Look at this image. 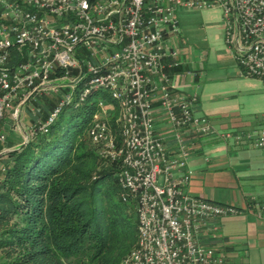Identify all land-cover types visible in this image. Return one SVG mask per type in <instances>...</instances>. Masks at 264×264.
Returning <instances> with one entry per match:
<instances>
[{"label": "built area", "instance_id": "2783aa9c", "mask_svg": "<svg viewBox=\"0 0 264 264\" xmlns=\"http://www.w3.org/2000/svg\"><path fill=\"white\" fill-rule=\"evenodd\" d=\"M217 7L241 74L264 84V0H0V153L10 151L2 149L8 113L19 125L27 115L28 142L65 109L93 108L90 140L120 163L123 199L136 205L138 241L120 264H249L209 243L217 219L241 210L188 190L185 137L264 150V115L260 128L218 131L196 114L198 95L174 84L171 70L182 63L164 47L180 33L179 10ZM50 96L58 103L42 119L37 103ZM157 107L174 150L158 132Z\"/></svg>", "mask_w": 264, "mask_h": 264}, {"label": "trees", "instance_id": "16d2710c", "mask_svg": "<svg viewBox=\"0 0 264 264\" xmlns=\"http://www.w3.org/2000/svg\"><path fill=\"white\" fill-rule=\"evenodd\" d=\"M58 100L37 103L42 119ZM93 110L67 108L26 145L8 137L2 146L0 264H120L136 245V205L123 199L120 163L90 140Z\"/></svg>", "mask_w": 264, "mask_h": 264}, {"label": "rangeland", "instance_id": "374dc122", "mask_svg": "<svg viewBox=\"0 0 264 264\" xmlns=\"http://www.w3.org/2000/svg\"><path fill=\"white\" fill-rule=\"evenodd\" d=\"M177 17L180 33L171 46L177 47L180 56L191 62L192 71L202 74L196 83L201 89H194L200 96L201 114L205 112L212 122L221 121L225 128L232 122L243 130L260 128L259 118L264 115V84L241 74L234 59L231 63L226 61V54H230L231 50L226 43L227 30L222 8L179 11ZM221 113V119L213 118V114ZM28 119L23 114L21 125L8 119L4 127L8 137L18 141V144L25 142V133H29ZM62 121L67 123L72 120L70 115H65ZM205 153L212 157L219 155L222 164L220 168H211L205 176L200 175L202 185H215L229 202L246 204V200L253 197L264 201V150L254 147L228 150L225 142H219L207 146ZM222 220L225 222L224 232L236 233L233 234L236 239L247 232L254 234L259 230L260 223H264L260 215L242 211L225 215Z\"/></svg>", "mask_w": 264, "mask_h": 264}, {"label": "crops", "instance_id": "0c3cea01", "mask_svg": "<svg viewBox=\"0 0 264 264\" xmlns=\"http://www.w3.org/2000/svg\"><path fill=\"white\" fill-rule=\"evenodd\" d=\"M179 11H185V9H181ZM178 11V12H179ZM178 16V13H177ZM174 41V40H173ZM172 40H168L164 43V47L167 49H175L178 54V60L182 63V70L179 72H174V69L171 70V74L174 78V84L183 92L188 94H197V92L194 91V89H201V86L199 84L196 85L197 81L201 79V73H197L195 71H192L193 68L191 66V62H188L187 59L182 58L180 56V53L177 49V47H172L171 43H173ZM226 61L232 62V60L235 59L233 53L230 51V54H226ZM237 62V61H236ZM238 64V63H237ZM198 95V94H197ZM198 95V101L195 106V112L198 116H206L205 112L204 114H201V108H200V99ZM216 119L222 118L221 114H213ZM219 115V116H215ZM156 120L158 124V132L163 137H167L169 139V145L174 150L175 148V142L172 138V132L171 127L168 125L167 119L165 118V115L163 114L162 110L157 107L156 108ZM228 121H230L228 119ZM232 121V119H231ZM214 127L220 131L225 132L228 130H236L240 125H236L235 122H232L228 127H224V124L219 122H212ZM187 140V143L191 149L192 157L190 159V167L193 170V175L191 178V182L188 186V190L198 196L205 197L207 199L213 200L215 202H219L222 204H231L236 205L240 208V210L244 213H249L250 215H260L261 219H264V201L261 199H258L256 197H253L251 199H247L246 204L244 202L235 201V202H229L227 200V197L219 191L214 186H206L202 185V178L201 176H205L209 173L211 168L219 167L222 164L221 158L219 155H216L214 157L207 155L205 153V148L209 145H214L219 142H225L227 144L228 150L231 149H245V148H252L251 146L247 144H235L233 142L229 141H223L220 138L216 137H201L196 138L193 135H189L185 137ZM262 150V149H261ZM201 175V176H200ZM202 185V186H201ZM217 225L218 230L216 232L215 238H211L209 243L214 245L220 252L226 255L228 260H231L233 262H248L249 264H264V223H260L259 230L256 232H253L254 234H251L249 232L245 234H241V237L238 239L233 237L232 231L227 230V233L223 230V224L225 222L222 220V217L217 219Z\"/></svg>", "mask_w": 264, "mask_h": 264}, {"label": "water", "instance_id": "95a60500", "mask_svg": "<svg viewBox=\"0 0 264 264\" xmlns=\"http://www.w3.org/2000/svg\"><path fill=\"white\" fill-rule=\"evenodd\" d=\"M26 134V136L28 137V134L27 133H25ZM27 144V142H25L23 145H26ZM6 152H10V151H6ZM6 152H2V153H0V158L2 157V155H4Z\"/></svg>", "mask_w": 264, "mask_h": 264}]
</instances>
